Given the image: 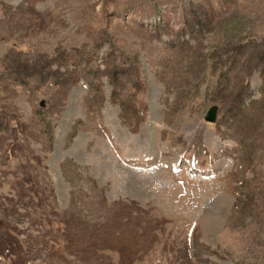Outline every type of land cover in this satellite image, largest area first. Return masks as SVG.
<instances>
[{"label": "rangeland", "instance_id": "rangeland-1", "mask_svg": "<svg viewBox=\"0 0 264 264\" xmlns=\"http://www.w3.org/2000/svg\"><path fill=\"white\" fill-rule=\"evenodd\" d=\"M0 217V264H264V0H0Z\"/></svg>", "mask_w": 264, "mask_h": 264}, {"label": "trees", "instance_id": "trees-1", "mask_svg": "<svg viewBox=\"0 0 264 264\" xmlns=\"http://www.w3.org/2000/svg\"><path fill=\"white\" fill-rule=\"evenodd\" d=\"M6 221H8V220H6ZM3 224H5V222H3L2 220H1V217H0V228L3 230V231H1L0 230V255H2L3 254V250H4V247H7V248H9V250H11V249H13L12 248V244L11 243H9L8 241H7V238H10L11 239V241L13 240V238L18 242V240H17V238H15L13 235H11V233H14V232H16V229H13L12 227H9V225L8 224H6L4 227H3ZM3 232V233H2ZM16 248V247H15ZM3 251V252H2ZM10 253H12V251H10ZM21 255H16L15 257H16V259H15V262H14V264H23L24 263V260H21V257H20ZM20 259V260H19Z\"/></svg>", "mask_w": 264, "mask_h": 264}, {"label": "water", "instance_id": "water-1", "mask_svg": "<svg viewBox=\"0 0 264 264\" xmlns=\"http://www.w3.org/2000/svg\"><path fill=\"white\" fill-rule=\"evenodd\" d=\"M219 107L217 105L212 106L205 116L206 122L216 123L218 118Z\"/></svg>", "mask_w": 264, "mask_h": 264}]
</instances>
